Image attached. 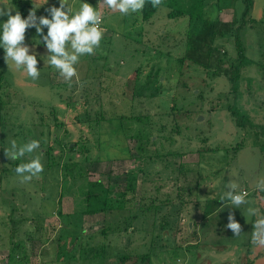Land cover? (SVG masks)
Returning a JSON list of instances; mask_svg holds the SVG:
<instances>
[{"label": "rangeland", "instance_id": "1", "mask_svg": "<svg viewBox=\"0 0 264 264\" xmlns=\"http://www.w3.org/2000/svg\"><path fill=\"white\" fill-rule=\"evenodd\" d=\"M48 1L0 5L22 18L35 10L38 24ZM202 3L201 17L168 18L192 5L171 0L148 22L114 11L103 20L111 35L71 82L34 27L24 44L36 80L0 48V264H264L246 211L264 214V0ZM13 139L40 142L39 178L20 182L28 157L5 156ZM230 182L250 203L221 201Z\"/></svg>", "mask_w": 264, "mask_h": 264}, {"label": "clouds", "instance_id": "2", "mask_svg": "<svg viewBox=\"0 0 264 264\" xmlns=\"http://www.w3.org/2000/svg\"><path fill=\"white\" fill-rule=\"evenodd\" d=\"M153 8L162 4V0H150ZM146 0H102V5L108 9L118 11L122 15H128L142 11ZM51 19L37 17L35 10L29 12L27 18H22L19 12L11 14L10 7L0 5V16L7 15L8 19L0 24V48L4 50V59L7 63L11 61L17 71H23L32 80H36L40 72L37 68V58L35 54H29V47L25 46V33L28 28L34 27L36 33L42 36L47 49V61L59 71L65 81L71 82L73 77H78L77 65L80 58L85 55L94 54L100 47L104 29H102V15L97 7L93 8L89 3H80L78 10L73 11L67 6L66 0H60L59 7H51L49 10ZM47 28V35L42 34V29ZM40 148L38 140H30L23 144H18L16 140L9 142V147L4 149L7 158L13 161L28 157V162L18 164L14 171L21 183L30 182L33 178H39L44 171L42 163V153L32 155ZM259 191L264 192V179L256 184ZM229 191L221 197V201L228 200L239 208L241 205L250 203L247 199V191H237L239 185L235 182L228 183ZM249 216L258 218L252 224V243L258 247H264V214H260L258 208H247ZM235 236L241 233V225L237 223L232 215L228 216L226 225Z\"/></svg>", "mask_w": 264, "mask_h": 264}, {"label": "trees", "instance_id": "3", "mask_svg": "<svg viewBox=\"0 0 264 264\" xmlns=\"http://www.w3.org/2000/svg\"><path fill=\"white\" fill-rule=\"evenodd\" d=\"M162 6L170 7L171 6V0H169V1L162 0V4L159 7H157V8H153L152 5H151L150 0H146L144 8L142 9V11H139L140 16H141V20L143 22L150 21V19L153 18V16L157 13L158 9L160 7H162ZM201 8L203 10L202 0H192V5L187 10H185V11L184 10H173V11L168 13V18H175L177 16H182V15H185V14L189 15L190 18L192 16L201 17V16H203ZM235 46H236V49L238 51V60H237L238 61V65L236 67V70L238 71V70H240L243 67V64H244V61L246 59L245 58L246 56L244 55L243 47H242L240 42H237V44ZM237 71H236V74L234 75L235 76V80H237V78H239V75H240V74H237ZM233 114H234V116L235 115L240 116V114L238 113V111L236 109L233 110ZM241 120H242V124L241 125H245V123L247 124V122L249 123V120L246 117H244V116H241ZM130 189H131V187L128 188L127 190H130ZM59 206H60V200H59ZM87 212L89 214H91V213H94L96 211L95 210H90V211H87ZM57 213L61 214L59 210H57Z\"/></svg>", "mask_w": 264, "mask_h": 264}, {"label": "crops", "instance_id": "4", "mask_svg": "<svg viewBox=\"0 0 264 264\" xmlns=\"http://www.w3.org/2000/svg\"><path fill=\"white\" fill-rule=\"evenodd\" d=\"M66 3H67V6L69 8H71L73 11H75V9H77V5H76V0H66ZM101 3V2H100ZM99 3V5L101 6V4ZM60 6V0H53L50 2V0L48 2H46L44 5H43V8H47L48 10L51 8V7H59ZM101 7L98 8V10L100 11ZM103 12V19H108L110 16H112L114 14V10H111V9H108L106 6H102V9ZM46 14V18H48V16L50 15L49 11H47L46 13H44L43 15ZM111 33H108L107 30L105 31L104 30V33H103V38L101 40V42L103 41L104 42V39L107 37V36H110ZM76 78V77H75ZM77 79V78H76Z\"/></svg>", "mask_w": 264, "mask_h": 264}, {"label": "built area", "instance_id": "5", "mask_svg": "<svg viewBox=\"0 0 264 264\" xmlns=\"http://www.w3.org/2000/svg\"><path fill=\"white\" fill-rule=\"evenodd\" d=\"M48 18L51 19V16L49 15ZM102 19H103V16H102ZM103 20H104V19H103ZM101 27H102V29H104L103 21H102ZM104 30H105V29H104ZM243 191H245V190H243Z\"/></svg>", "mask_w": 264, "mask_h": 264}]
</instances>
